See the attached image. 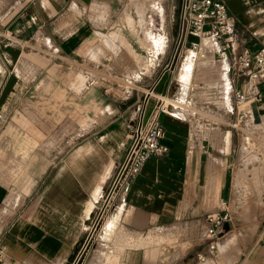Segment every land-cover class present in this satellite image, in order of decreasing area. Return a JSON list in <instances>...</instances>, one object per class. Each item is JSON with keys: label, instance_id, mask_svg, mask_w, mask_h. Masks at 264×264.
<instances>
[{"label": "crops", "instance_id": "obj_1", "mask_svg": "<svg viewBox=\"0 0 264 264\" xmlns=\"http://www.w3.org/2000/svg\"><path fill=\"white\" fill-rule=\"evenodd\" d=\"M219 1L228 6L231 36L238 41L239 51L256 53L264 47V0ZM178 2L180 19L183 0ZM102 3L107 5L108 15H112V2L109 0H0V262L2 259L9 262L21 258L26 264H61L65 256L64 247L78 243L79 232L94 216L96 204L124 156L128 145L125 139L128 138L129 142L126 133L131 131V122L141 115L146 120L156 104L154 95L174 98L179 94V87L186 90L182 95L191 101V106L197 110L196 116L185 115L182 120L167 114L160 116L163 129L161 143L168 147L169 152L144 164L130 189L127 204L113 210L117 209L104 227L102 238L108 239L104 237L106 228L115 222L117 229L120 219L123 225L119 233L126 239L132 236L124 228L132 231L164 229L166 231H157L148 239L155 245H163L161 261L166 264L171 257L173 237L167 229L177 228L176 224H180L178 221L185 215L202 217L205 230L206 215L214 212L218 203L227 201L234 219L235 207L229 200L228 176H233L232 166L240 155L242 162L236 172V186L243 187L250 196H262L264 152L253 151L256 139L264 143V81L259 84L260 100L252 104L256 106L262 123L257 125L253 115H248L239 128H234L235 116L228 111L230 106L226 94V84L229 85L231 77L225 78L221 74V63H226L231 53L208 50L205 58L201 59L204 61L193 58L194 62H190L187 73L182 77L187 85L181 82L182 73L179 79H175L176 68L172 70L175 56L170 55L149 87L153 102L144 103L141 113L133 110L125 115L126 110L120 112L116 106L117 98L100 89L87 88L83 97H75L76 101L86 102L78 115L82 118L81 128L87 138L76 146L69 158L66 155L60 160L57 172L37 201L41 205L39 217H31L30 211L20 214L19 209L26 199L39 193V181L50 170L51 162L44 163L45 166L37 168V171L29 167L26 170L29 184L20 188L22 163L19 152L16 155L15 150L44 145V138L50 132L47 130L53 123V110L48 103L70 99L67 94L71 90L64 81L63 66L68 62L93 66V60L97 61L107 50L115 56L123 53L139 68L154 67L157 62L149 66V51L143 45L150 41L148 31L139 34L142 38L140 43L133 40L134 34L129 29L111 27L101 32ZM95 25L100 29L95 30ZM190 37L193 40L192 35ZM210 45L204 43L203 48L208 49ZM190 46L188 43L187 55ZM183 49L185 43L180 56ZM201 69L209 71V76L221 82L196 87L199 76L196 71ZM173 80L177 82L167 95L165 90ZM198 84L202 85V82L198 81ZM85 85L86 78L78 75L71 87L80 93ZM210 88L217 91L209 92ZM244 109L252 112L251 105H245ZM248 129L257 134L256 139L246 135ZM235 134L246 135L238 147L234 142ZM44 147L50 150L53 145L47 143ZM10 150H14L10 154L16 163L11 162L8 171L4 166L7 162L5 156H9ZM25 162L30 164L29 160ZM68 173L73 176H68ZM50 196L54 201H49ZM67 198L72 200V207ZM48 212L68 219L74 229H52ZM232 220L224 228L225 234L219 245L222 252L237 238L233 236L225 240L226 234L233 232ZM248 228L254 230L255 224ZM201 241L197 238L181 243L177 249L184 252L182 246L192 248L183 255L187 257L199 248ZM238 244L240 253L231 254L229 260L223 257L225 264L231 261L232 264H264V223L259 234L241 238ZM31 249H37L53 263L43 259L34 261L29 254ZM220 250L215 256L200 262L197 258L202 252L200 249L187 257L183 264H219ZM108 255L96 258L92 264H117L114 251H109Z\"/></svg>", "mask_w": 264, "mask_h": 264}, {"label": "rangeland", "instance_id": "obj_2", "mask_svg": "<svg viewBox=\"0 0 264 264\" xmlns=\"http://www.w3.org/2000/svg\"><path fill=\"white\" fill-rule=\"evenodd\" d=\"M109 1L112 2V15H108L109 9L107 5L102 3L100 6L101 32L104 33V30L110 29L111 27L122 30L129 29L132 30L134 34L133 40L140 43L142 38L139 36V34H146L147 30L150 34V41H147L143 45L147 46L149 51V66L153 65L155 61L157 62L155 63L154 67L139 68L123 53L115 56L111 51L107 50L104 55L100 56L101 59L99 58L97 61L93 60V66H89L87 64L80 65L75 62H68L66 66H63L62 75L64 77V81L67 83V86L71 91H69L67 94L70 99L52 101L51 103H48V105L51 107L50 109L53 110V116L51 117L53 123L50 129L47 130L50 132L47 137L44 138V145L51 143L53 148L46 150L44 145H42L41 147L35 149L20 148L19 150H15L16 155L19 152L21 158L19 161L22 163V170L20 171L19 176L20 188H22L21 186H25V184H27V186L29 184L27 183L26 178V170L29 167H34L37 171V168L39 169L45 166L43 165L44 163L47 164L49 161L51 162L50 170L47 171L45 176H42L41 180L39 181V193L37 196L26 199L24 205L19 209L20 214L30 211L31 217H39V214H41V205L37 201L39 197L44 194L52 176L57 172L60 160L64 159L66 155L69 158L76 146L81 143L82 140L87 138V135L83 133L81 128L82 118L78 115L81 114L82 105L86 102L85 100L82 101L81 99L76 101L74 99L75 97H83V93L87 92V88H95L97 91L100 89L103 92L106 91L109 93V95H114L117 98L116 106L119 111L123 112V110H126L125 115H128L129 113H132L133 110L138 112L137 108H142L144 103L153 102L152 96L146 95L149 91V87L158 76L162 67L167 64V60L170 55L171 57L175 56L172 65V70L176 68L175 79H179L180 73H182V80L183 75L188 71L192 51H190V55H187L185 50L188 49V43L197 44L198 39L194 36H192L193 40L190 39L191 35L189 34L187 35L186 41L183 42L182 40L178 45L180 33L178 1L180 0H157V8L155 10L152 8L147 12L149 24H147L145 27L146 30H143L145 22L140 19L138 12L142 6L140 7L138 5L143 4L144 7V3L154 0H138L139 3H137V0ZM98 29H100V27H96L95 25V30ZM189 40L192 41L188 42ZM184 43L185 49H183L184 52L180 56V52ZM204 43L209 44V41H205ZM38 45L40 46L39 42H37V46ZM177 46L178 49L176 51ZM185 55L187 56L184 59L183 57ZM85 59L89 62H92L89 57H85ZM196 72L197 75L199 74L197 77L198 81L202 82V85H199L197 81L195 84L196 87L204 85L207 86L210 82H221V80L213 78L214 76H209V71L201 69L197 70ZM78 75H83L86 78V85L80 93L75 92L71 87V84L75 82ZM211 75L213 74L211 73ZM176 82L177 80H173L168 88H166L165 92L167 95L171 92L172 85L176 84ZM181 82L184 85H187L183 80ZM226 85L229 98V102H227L230 108H232L231 105L234 103L233 91L229 90L230 85ZM213 91H217L216 88H210L209 92ZM249 129L246 135L256 139L257 134L253 133ZM127 134L129 135L130 131H127L126 135ZM246 135L242 134L239 136L235 134L234 142L237 147L240 143H242ZM40 137H42V135H40ZM36 140H38V137ZM125 141L128 143V138H126ZM60 145L62 146L61 148L59 147ZM254 150L255 151H253V153H256V151L259 150L264 152V143L260 139L255 140ZM11 151L13 152L14 150L9 151V156H5L7 162L5 163L4 168L8 171L11 167V162L16 163L14 160H12V154H10ZM240 158L241 155L237 162H235L232 166L233 176H228V190L230 196L229 200H231L232 207H235V210L234 219L232 220L234 221V228L232 229L233 232H231L229 235L226 234L225 240H228L233 236H237V238L234 243L229 245L226 251L222 252L219 248L221 252L217 259L219 264H225L223 257L229 260V256L231 254L235 255L240 253L241 250L238 241L241 238L250 237L251 234L254 236L259 234V230L264 223V190L262 187L264 185L261 184L262 196L259 197L248 195L243 187L239 188L235 184L236 172L241 167L240 162H242V158ZM22 160H29L30 164ZM10 174L12 175V173ZM68 176L73 175L68 173ZM57 192H59L58 189ZM48 199L49 201L51 199V202L54 201V198L51 196ZM68 200L69 206L72 207V200L70 198ZM220 203H218V205ZM208 208L211 209L213 206H209ZM64 209H66V206L63 207V210ZM116 210H107L104 214L102 222L99 224L96 230H93V216L88 222V228H82L79 232L80 239L78 243L72 245L69 248L67 246L64 247L65 256L62 257L61 264H92L96 258L101 259L109 256V251H114V255L118 259V261H116L117 264H163L161 261V256L163 255V245L153 244V242L150 241L148 237L157 231H166L164 229L149 228L141 231H132L130 229L124 228L132 236L126 239V237H121L119 233L123 225L121 224L120 219L118 221L117 229L115 222H112L106 228L104 237L108 239L102 238L104 227L115 214ZM48 214L50 215L49 218L52 229H74L72 222H70L68 219H65L63 216L55 214L54 212H48ZM189 215L190 214L185 215L182 219H180V221H178L180 224H176L177 228H174L173 230L167 229L170 233H172L173 237L171 239L172 241L170 247L171 257L166 264H183L186 262L187 257L193 256L204 247L202 244L204 232L203 218H193ZM252 224H255L254 230L248 228V226ZM258 226H260V228ZM226 232L228 231L226 230ZM258 237H260V235ZM197 238L202 240L199 243L200 245L197 244L199 245V248L195 249V251L190 253V255L187 257H183V255H186L192 248L187 249L188 246H182V249L184 250L183 252L180 249H177L179 244L188 243L189 241ZM29 254L34 257V261L43 259L47 262L53 263V261L48 259L37 249H31ZM77 256L79 257L78 260ZM220 261L223 262L220 263ZM229 263L232 264L233 261ZM0 264L26 263L25 260L20 258V260H10L9 262L2 259Z\"/></svg>", "mask_w": 264, "mask_h": 264}, {"label": "built area", "instance_id": "obj_3", "mask_svg": "<svg viewBox=\"0 0 264 264\" xmlns=\"http://www.w3.org/2000/svg\"><path fill=\"white\" fill-rule=\"evenodd\" d=\"M231 24L228 6L224 2L183 0L178 45L182 40L185 42L187 35L191 34L198 39V43L201 40L209 41L211 44L209 51L231 53L229 60L221 63V74L225 78L231 77L228 83L229 90L233 91L234 103L228 111L235 116L233 127L239 128L247 120L248 115H253L255 119L252 104L261 98L259 84L264 81V47L256 53L248 50L239 51L238 41L231 36ZM198 43L191 44L189 50L203 59L207 50L200 54ZM214 45L217 46L216 49ZM177 49L178 46L176 51ZM183 92H185L184 87H179L178 96L169 98L162 95L153 96L152 90L148 91L146 96H153L156 104L145 121L139 114V120L137 118L131 122L129 142L124 156L111 175L101 200L96 204V214L92 221L93 230L98 228L107 210L125 207L133 182L144 164L152 158H160L168 154V147L161 143L163 129L160 116L167 114L179 120L186 118L185 115L196 116L197 110L191 106V101L182 95ZM226 94L228 95V92ZM245 105L249 107L251 105L252 112L244 109ZM137 111L141 113V108H137ZM232 217L231 206L227 201L221 202L214 212L206 215L202 242L204 247L197 255L200 262L218 253L221 238L225 234V225L232 220Z\"/></svg>", "mask_w": 264, "mask_h": 264}, {"label": "bare ground", "instance_id": "obj_4", "mask_svg": "<svg viewBox=\"0 0 264 264\" xmlns=\"http://www.w3.org/2000/svg\"><path fill=\"white\" fill-rule=\"evenodd\" d=\"M146 1V0H145ZM141 2V1H140ZM144 2V1H143ZM136 3V2H135ZM137 3H139L138 2V0H137ZM141 4V3H140ZM137 6V5H136ZM138 6H142L141 8H140V11H138L139 12V17H140V19L141 20H143V22H145L144 23V27H143V30L145 29V27L147 26V24H149V19L147 18V12L150 10V9H152L153 8V10H155L156 8H157V0H154V1H148L147 3H144V7H143V4L142 5H138ZM137 6V7H138ZM146 30V29H145ZM147 31V30H146ZM204 41L205 40H201L199 43H198V46H199V48H200V54L201 53H205V51L207 50H210V48H211V45H210V47L208 48V49H204L203 48V44H204ZM205 56L206 55H203V57L205 58ZM193 58H194V60L196 59V60H200V61H204V60H201L198 56H196L195 54H193V52H191V58H190V62H194L193 61ZM185 92H186V90H185ZM188 92V91H187ZM188 95V94H187ZM255 112H256V115L258 116V118H260V116H259V114H258V111H257V109H255ZM259 123H262L261 121L259 122ZM259 123L257 124V125H259ZM89 225V224H88ZM87 225V226H88ZM88 228V227H87Z\"/></svg>", "mask_w": 264, "mask_h": 264}, {"label": "water", "instance_id": "obj_5", "mask_svg": "<svg viewBox=\"0 0 264 264\" xmlns=\"http://www.w3.org/2000/svg\"><path fill=\"white\" fill-rule=\"evenodd\" d=\"M255 109H256V106H255V105H253V110H254L255 121L258 123V122H260V118H258V116L256 115Z\"/></svg>", "mask_w": 264, "mask_h": 264}]
</instances>
